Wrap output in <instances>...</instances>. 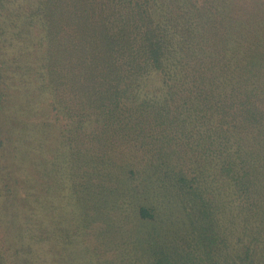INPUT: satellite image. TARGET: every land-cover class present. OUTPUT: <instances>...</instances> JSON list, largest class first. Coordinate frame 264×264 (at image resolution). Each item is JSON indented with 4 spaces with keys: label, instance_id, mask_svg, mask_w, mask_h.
I'll return each mask as SVG.
<instances>
[{
    "label": "trees",
    "instance_id": "16d2710c",
    "mask_svg": "<svg viewBox=\"0 0 264 264\" xmlns=\"http://www.w3.org/2000/svg\"><path fill=\"white\" fill-rule=\"evenodd\" d=\"M5 8L0 264L97 260L100 252L75 254L66 208L88 191L111 211L94 188L114 166L132 168L115 197H156L168 185L187 219L209 231L181 244L142 234L144 264H264V0Z\"/></svg>",
    "mask_w": 264,
    "mask_h": 264
},
{
    "label": "rangeland",
    "instance_id": "374dc122",
    "mask_svg": "<svg viewBox=\"0 0 264 264\" xmlns=\"http://www.w3.org/2000/svg\"><path fill=\"white\" fill-rule=\"evenodd\" d=\"M6 1L8 0H0V45H2V40L5 37L2 34L7 30L5 26L7 14L5 8ZM12 1L16 2V5H19L24 0ZM22 22L24 23L23 19ZM16 23L19 25L21 20L19 21L16 18ZM17 24L11 27L13 31L17 30ZM127 161L130 162L131 160L124 159V162L128 163ZM129 169L132 168H126L124 169L125 172L120 173L118 166H114L113 176L102 187L94 188V192L97 191V194H102V196L109 198V208L111 211L102 207V203H98L94 196H89L88 191L77 199L76 204H72V208H66L67 217L70 219L67 226L70 236H68L67 240L76 245L77 252L75 254L77 256H85L87 258L90 255H94L95 252L97 254L100 252V257L98 256V259L92 264H139V262L144 264L142 257L145 247L142 250V234L145 236L149 235L148 237H152L153 239V237H156L155 234L162 235V232H166L165 235L169 243L173 240V242L176 241L178 244H181V241H187L190 237L192 240L202 234L203 230L207 233L209 232L205 226L202 230L198 224H194L193 221L187 219L183 209H181L183 205L175 200L170 187L166 189L168 185L161 186V194L156 197L150 190L138 191L140 195L135 193L134 197H115L121 188L127 182L129 183ZM138 185L141 186L142 184L139 183ZM144 186L147 185L144 183ZM153 187L157 191L160 190L155 184ZM81 191L83 192L84 189L81 188ZM71 194L69 189L64 192V197L61 201L66 206L71 202ZM173 200L179 206L175 205L172 202ZM140 207H147L150 210L154 209L152 213L154 217L152 219L140 217ZM207 210H209L208 207L205 211ZM107 211L109 215L106 213ZM79 213L83 221L78 220L76 222L72 219L71 215L79 217ZM188 230H190V233L186 234ZM182 236H185L184 240H182ZM11 253L8 254L9 257H11ZM21 256L26 257V255ZM23 259L27 260L26 258ZM27 261L28 263L24 264H33L32 261Z\"/></svg>",
    "mask_w": 264,
    "mask_h": 264
}]
</instances>
